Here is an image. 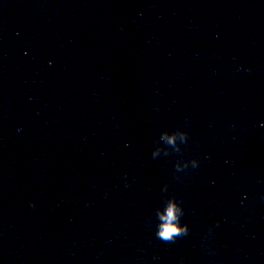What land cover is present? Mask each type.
<instances>
[{
    "label": "water",
    "instance_id": "obj_1",
    "mask_svg": "<svg viewBox=\"0 0 264 264\" xmlns=\"http://www.w3.org/2000/svg\"><path fill=\"white\" fill-rule=\"evenodd\" d=\"M0 264H264V0H0Z\"/></svg>",
    "mask_w": 264,
    "mask_h": 264
},
{
    "label": "clouds",
    "instance_id": "obj_2",
    "mask_svg": "<svg viewBox=\"0 0 264 264\" xmlns=\"http://www.w3.org/2000/svg\"><path fill=\"white\" fill-rule=\"evenodd\" d=\"M188 138H189L188 133L186 132L181 133L182 143H186ZM159 140L164 141L166 154H168L167 149L169 146H171L172 152L175 153L181 152V148L177 147L174 143L175 135L170 136L168 135L167 131H165L160 135ZM152 155L154 157L155 154L153 153ZM189 163L191 164L192 168L198 167V161L195 159L191 160ZM187 166L188 165L185 164V168H187ZM175 167L177 172L181 171L179 167V163H177ZM175 200L176 199L174 197L170 199L165 214L160 216V219L164 223L160 226L156 236L164 242H172L175 240V237L186 236L189 232L188 226H186L185 229H181L179 232L177 231V228L173 226V224L177 221V213L180 212V209L176 206V203L173 202Z\"/></svg>",
    "mask_w": 264,
    "mask_h": 264
}]
</instances>
